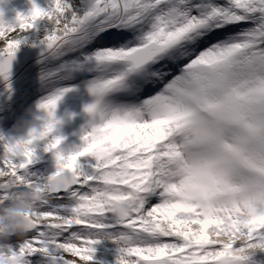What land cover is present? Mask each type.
<instances>
[{
	"label": "snow or ice",
	"instance_id": "1",
	"mask_svg": "<svg viewBox=\"0 0 264 264\" xmlns=\"http://www.w3.org/2000/svg\"><path fill=\"white\" fill-rule=\"evenodd\" d=\"M29 3L13 23L0 11V80L22 34L46 20V139L15 157L0 135V172L38 194L40 222L18 250L0 248V264L36 252L90 264L97 238L132 264H249L264 251V0ZM77 87L92 102L65 157L55 111ZM40 141L55 160L44 177L28 171Z\"/></svg>",
	"mask_w": 264,
	"mask_h": 264
},
{
	"label": "rangeland",
	"instance_id": "2",
	"mask_svg": "<svg viewBox=\"0 0 264 264\" xmlns=\"http://www.w3.org/2000/svg\"><path fill=\"white\" fill-rule=\"evenodd\" d=\"M34 2L42 8H46L50 0H34ZM84 2L85 0H70L76 9L83 8ZM30 7L29 0H3L0 3L3 19L8 23L15 21L17 13L26 14ZM50 27L46 20L39 21L33 29L22 34L25 42L18 46L16 52L25 51L26 54L19 65L9 72L8 80H0V135L6 139L15 140L22 137L24 130L20 125L31 121L34 115L40 114L37 112L36 105L38 100L46 94L47 89L42 87L39 75L49 62L41 60L43 46L39 44V40L45 35V30L50 29ZM3 46V41H0V47ZM72 83L77 84L78 81ZM31 101H33L32 104H30ZM91 102L92 97L82 87H77L75 91L66 93L58 102L55 116L61 121L57 126L59 135L64 138L61 147L80 143V130L88 119L87 114L83 112V106ZM10 122L16 124L15 129L17 130L13 129L8 133L6 127ZM45 143V141H40L34 144L35 159L28 165V171L40 177L50 175L55 171L53 154L43 152ZM156 202V197H151L150 203L146 204L145 207L147 208ZM97 239L106 245L103 244L106 250L102 251L99 243L94 244L95 251L90 264H116L118 254L116 245L111 240ZM22 242V240L17 239L16 235L7 237V243L14 251L18 250V246ZM25 259L29 264H48V257L43 256L40 252L26 256ZM249 264H264V251L256 250L250 256Z\"/></svg>",
	"mask_w": 264,
	"mask_h": 264
},
{
	"label": "clouds",
	"instance_id": "3",
	"mask_svg": "<svg viewBox=\"0 0 264 264\" xmlns=\"http://www.w3.org/2000/svg\"><path fill=\"white\" fill-rule=\"evenodd\" d=\"M38 115H34L32 120L22 123L20 127L24 130V135L13 140L14 149L12 155L19 157L25 150V140H41L46 137L41 136L47 121V114L37 108ZM19 142L18 144L16 142ZM81 144H70L60 150L62 156L70 155L81 148ZM22 182L11 172H0V248L7 244V235L24 236L32 223H38L36 214L39 196L35 191L27 186L18 189L17 185ZM47 187V186H45ZM121 264H132L126 255L116 256V261ZM70 264H80L76 259H72Z\"/></svg>",
	"mask_w": 264,
	"mask_h": 264
},
{
	"label": "water",
	"instance_id": "4",
	"mask_svg": "<svg viewBox=\"0 0 264 264\" xmlns=\"http://www.w3.org/2000/svg\"><path fill=\"white\" fill-rule=\"evenodd\" d=\"M41 52H42V50H41ZM25 54H26L25 51L15 52L14 58L11 61L10 71L19 65V63L24 58Z\"/></svg>",
	"mask_w": 264,
	"mask_h": 264
},
{
	"label": "bare ground",
	"instance_id": "5",
	"mask_svg": "<svg viewBox=\"0 0 264 264\" xmlns=\"http://www.w3.org/2000/svg\"><path fill=\"white\" fill-rule=\"evenodd\" d=\"M23 88V87H22ZM21 91V90H20ZM33 103V101H31V103L30 104H32ZM8 128V129H7ZM16 128V124L15 123H13V122H10V124L6 127V129H7V132L9 133V132H11L13 129H15ZM17 129H15V131H16ZM104 241H106V240H104ZM99 244H100V249L102 250V251H105L106 250V245L103 243V242H101V241H99L98 242ZM103 244L105 245V246H103Z\"/></svg>",
	"mask_w": 264,
	"mask_h": 264
}]
</instances>
